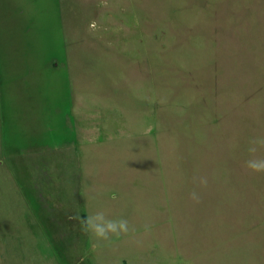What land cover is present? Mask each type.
I'll use <instances>...</instances> for the list:
<instances>
[{
    "label": "rangeland",
    "instance_id": "rangeland-1",
    "mask_svg": "<svg viewBox=\"0 0 264 264\" xmlns=\"http://www.w3.org/2000/svg\"><path fill=\"white\" fill-rule=\"evenodd\" d=\"M13 1L44 65L2 73L0 264L53 252L38 192L98 264H264V0Z\"/></svg>",
    "mask_w": 264,
    "mask_h": 264
},
{
    "label": "crops",
    "instance_id": "crops-1",
    "mask_svg": "<svg viewBox=\"0 0 264 264\" xmlns=\"http://www.w3.org/2000/svg\"><path fill=\"white\" fill-rule=\"evenodd\" d=\"M16 4L13 0H6L4 3L0 2V89L4 86L2 73L7 74L11 72L25 73L35 70V68H42L44 63L37 57L43 54H39L32 48H27L28 43L30 45L31 36L26 35V29L24 24V14L16 12L14 7ZM17 6L15 8H19ZM54 65H58L55 64ZM8 69V70H7ZM37 71V70H35ZM20 79V78H19ZM10 81L6 84L10 89L22 87L21 83H14ZM25 85V84H24ZM29 86V84H27ZM30 87V86H29ZM72 99V95H69ZM36 101H39L35 98ZM64 187V186H63ZM74 188V186H73ZM41 200L49 199L50 210L46 212V215L38 212V219L34 223L36 226V232L46 234V242L51 245V253L41 254V264H98V257L90 249V243L85 244L82 239L83 234H89V225L87 216L82 214L84 224L80 225L76 220L73 209H63V204L58 201L63 200V195L58 193H45L38 192ZM26 200H29L25 192ZM76 199L79 200L80 194L75 193ZM46 198V199H45ZM45 202V201H44ZM76 222V224H73ZM56 234V236L53 235ZM52 234V237H51ZM77 234H80L79 237ZM94 249L96 245L93 244ZM106 249V246H104ZM92 250V251H91ZM38 263V264H39Z\"/></svg>",
    "mask_w": 264,
    "mask_h": 264
},
{
    "label": "clouds",
    "instance_id": "clouds-1",
    "mask_svg": "<svg viewBox=\"0 0 264 264\" xmlns=\"http://www.w3.org/2000/svg\"><path fill=\"white\" fill-rule=\"evenodd\" d=\"M249 166L255 169H261L264 168V163H259V162H249ZM96 221H100V223H94L91 220L89 221L90 226L94 229L95 233L99 237H104L106 238L107 232L112 231V232H117L118 228L119 230L126 231L127 230V225L125 221H120L118 224L116 222H103L104 217L102 214H98L95 217Z\"/></svg>",
    "mask_w": 264,
    "mask_h": 264
},
{
    "label": "flooded vegetation",
    "instance_id": "flooded-vegetation-1",
    "mask_svg": "<svg viewBox=\"0 0 264 264\" xmlns=\"http://www.w3.org/2000/svg\"><path fill=\"white\" fill-rule=\"evenodd\" d=\"M51 237H52V234H51Z\"/></svg>",
    "mask_w": 264,
    "mask_h": 264
}]
</instances>
